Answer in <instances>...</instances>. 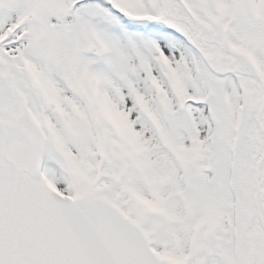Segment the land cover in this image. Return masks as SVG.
I'll return each mask as SVG.
<instances>
[{"label":"snow or ice","instance_id":"snow-or-ice-1","mask_svg":"<svg viewBox=\"0 0 264 264\" xmlns=\"http://www.w3.org/2000/svg\"><path fill=\"white\" fill-rule=\"evenodd\" d=\"M0 264H264V0H0Z\"/></svg>","mask_w":264,"mask_h":264}]
</instances>
